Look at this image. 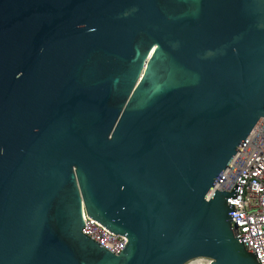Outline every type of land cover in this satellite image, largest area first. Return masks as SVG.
<instances>
[{"label": "water", "instance_id": "water-1", "mask_svg": "<svg viewBox=\"0 0 264 264\" xmlns=\"http://www.w3.org/2000/svg\"><path fill=\"white\" fill-rule=\"evenodd\" d=\"M261 117L264 0H0V264H258L215 184Z\"/></svg>", "mask_w": 264, "mask_h": 264}, {"label": "built area", "instance_id": "built-area-1", "mask_svg": "<svg viewBox=\"0 0 264 264\" xmlns=\"http://www.w3.org/2000/svg\"><path fill=\"white\" fill-rule=\"evenodd\" d=\"M235 182L239 183L235 199H227V205L236 209L231 216V225L236 227L238 237L245 248L256 257L258 264H264V117H261L240 144L231 162L215 184V188L230 192ZM82 233L114 254L125 245L123 235L113 233L83 209ZM205 264L209 257L193 258L184 264H194L196 260Z\"/></svg>", "mask_w": 264, "mask_h": 264}, {"label": "bare ground", "instance_id": "bare-ground-1", "mask_svg": "<svg viewBox=\"0 0 264 264\" xmlns=\"http://www.w3.org/2000/svg\"><path fill=\"white\" fill-rule=\"evenodd\" d=\"M194 264H205V263H203V262H201V261H199L198 259L195 261V263Z\"/></svg>", "mask_w": 264, "mask_h": 264}]
</instances>
